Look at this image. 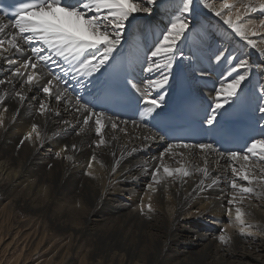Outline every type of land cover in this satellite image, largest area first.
Listing matches in <instances>:
<instances>
[{
	"label": "bare ground",
	"instance_id": "obj_1",
	"mask_svg": "<svg viewBox=\"0 0 264 264\" xmlns=\"http://www.w3.org/2000/svg\"><path fill=\"white\" fill-rule=\"evenodd\" d=\"M209 2L218 7L223 0ZM230 2H235L239 7L246 0ZM177 4L178 0H163L151 15L138 16L128 27L115 59L120 52H128V64L135 82L157 75L143 72L142 67L146 66V56L150 54L160 29L168 23ZM261 18L264 17L252 15V19L257 22ZM189 19L193 21V32L198 35L189 33L188 40L180 45L184 56L181 58L177 54L173 68L175 78L170 79L169 86L160 93L165 96L161 109L143 119L141 116L130 120L120 119L108 114L117 119L121 127L127 128V134L113 132L110 127L106 130L107 139L113 135L118 139L97 149L98 159L103 161L104 167L94 162L93 176L87 175V163L92 151L89 144L96 138L94 133L81 137L74 132L53 136L61 127L62 119H71V110L64 111V106L60 105V117H43L35 111V102L29 101L21 106L20 114L13 120L18 104L8 99L9 111L3 113L6 127L0 128V208L9 210L7 215L15 217L18 224H29L30 236L34 238L38 234L45 236L47 231L60 236V250H69L68 261L71 264L80 260L87 264H264V234L254 237L240 235L238 224L233 222L230 225L226 201L217 200L221 192L231 191L227 180L232 176V162L221 157L218 151L208 154L207 159L211 173L225 178L219 186L193 193L200 179L199 174L183 178L186 182L179 178L175 181L170 179L153 195V211L147 215L141 214L139 209L142 199L145 204L148 202L145 186L150 176L140 168L125 172L133 164L140 165L144 161L154 163L152 158L158 157L172 143L161 140V136L147 122L167 107L174 86L182 74L189 76L191 89L209 105V98L214 96L213 89L227 67L215 61L214 54L218 49L227 48L229 53L240 58L247 55L253 65L261 63L262 58L257 50L247 47L219 17L204 8L203 0H197ZM10 22L0 16V24L7 25ZM256 39L258 47L264 48V39ZM105 69L87 82V88L84 89L73 91L74 82L69 78L70 95H81L82 91L94 92ZM6 71V66L0 69V79L5 78ZM13 88L19 90V85L15 82L13 85H2L0 92ZM243 89H250L256 100L261 134L264 132V114L258 108L264 106L261 98L264 95V71L254 67ZM34 94L35 90L28 93L29 96ZM51 106L56 108L54 100ZM125 121L126 125L123 123ZM132 121H137L138 126L133 125ZM33 122L41 125L46 139L42 144L25 141L20 145ZM144 136H155L156 140L149 142L148 147L140 148ZM73 143L80 150H69L65 155L74 156V160L55 155L65 144L70 146ZM125 144L128 146L127 154L117 173L112 174L110 169L114 159L111 153L116 152L119 156L120 148ZM133 147L138 149L135 153L130 151ZM175 151L184 152L193 165L203 164V153L198 148H177ZM177 159L178 156L168 157L166 162L177 167ZM255 162L239 161L236 166L244 164L247 170V165ZM110 181L114 183L110 184ZM238 182L247 185V182ZM243 208L248 213L246 220L254 225L253 231H264V198L246 200ZM197 210L199 215L195 214ZM24 217H28L29 221ZM32 220L36 221L35 227H30ZM207 220L211 225L205 223ZM225 227L232 236V242L227 247L217 239L220 230ZM100 244L106 246L101 249ZM137 244H140V248L144 246L142 250H145V257H137Z\"/></svg>",
	"mask_w": 264,
	"mask_h": 264
},
{
	"label": "snow or ice",
	"instance_id": "obj_2",
	"mask_svg": "<svg viewBox=\"0 0 264 264\" xmlns=\"http://www.w3.org/2000/svg\"><path fill=\"white\" fill-rule=\"evenodd\" d=\"M162 2L163 0H17L14 19L7 25L0 24V61H3L0 69L5 66L8 69L4 73L5 78L0 79V86L13 85L15 82L19 85V90L13 88L0 92V108L3 109L0 112V128L6 127L3 113L9 111V98L18 104L12 116L13 120L20 114L21 106L29 101L35 102V111L43 117H60V105H63L64 111H72V117L62 119L61 127L53 136L74 132L76 136L81 137L94 133L96 138L89 144L92 151L87 163V175L93 176L94 162L104 167L103 161L98 159L97 149L106 147L118 139L115 135L107 139L106 130L110 127L113 132L127 134V128L121 127L117 119L108 115L105 99L99 91L90 92L89 99L79 94L70 95L69 78L74 82L73 91L84 89L87 88V82L103 69L112 67L113 72H119L125 88L132 89L142 102L141 119L161 109L165 96L160 93L169 86L170 79L175 78L173 68L177 54L181 58L184 56L180 45L188 40L189 33L198 35L193 32V21L189 19L197 0H178L168 23L160 29L150 54L146 56V66L142 67L145 73L157 74L154 78L135 82L129 79L126 70L113 66L112 61L131 23L138 16L151 15ZM203 7L219 17L235 36L244 41L247 47L256 49L262 58L260 65H253L249 56L240 58L234 53H229L227 48L218 49L214 54L217 64L227 65L213 89L214 96L209 98L208 114L205 116V123L214 126L222 110L226 112V106L231 107L240 99L243 86L254 67L264 71V48L258 47L256 39H264V18L258 22L252 19L253 14L264 17V0H246L239 7L230 0H223L218 7L209 0H203ZM33 90L35 94L29 96L28 93ZM261 98L264 100V95ZM52 100L56 102V108L51 106ZM258 110L264 114V106H259ZM123 123L126 125L127 121ZM132 123L137 125V121ZM260 136L261 138H252L251 142L239 151L219 152L221 157H226L232 162V176L227 180L231 191L221 192L217 200L226 201V214L230 225L233 222L238 224V232L242 236L254 237L264 234V231H253L254 225L246 220L248 213L243 208L246 200L250 201L253 197L264 198V132ZM45 139L41 125L33 122L30 130L21 139L20 145L25 141L42 144ZM154 140L155 136H144L140 148L148 147L149 142ZM192 147L203 153L202 165H193L184 152L175 151L177 148ZM127 149L125 144L121 146L119 156L116 152L111 153L114 162L110 173H117ZM69 150L76 152L80 149L75 143L70 146L65 144L55 155L74 160V156L65 155ZM137 150L133 147L130 151L135 153ZM217 151L212 143H199L194 146L183 142L170 143L158 157L152 158L154 163L144 161L143 164H133L125 169V172H129L133 168H140L150 176V181L145 186L148 202L145 204L143 199L141 200V214L147 215L153 211V195L170 179L175 181L179 178L186 182L183 178L199 174L200 179L193 188V193L219 186L225 178L211 173L207 159L208 154ZM177 156L179 159L176 163L179 166L172 167L166 162V158ZM253 160L256 162L249 163L247 170L244 164L236 166L239 161ZM238 180L247 182V185ZM112 183L114 182L110 181V184ZM195 214L199 215V210ZM217 239L226 247L231 244L232 236L228 234L227 227L220 230Z\"/></svg>",
	"mask_w": 264,
	"mask_h": 264
},
{
	"label": "rangeland",
	"instance_id": "obj_3",
	"mask_svg": "<svg viewBox=\"0 0 264 264\" xmlns=\"http://www.w3.org/2000/svg\"><path fill=\"white\" fill-rule=\"evenodd\" d=\"M8 213L9 210L4 211L2 208H0V264L70 263V260L68 261L69 250H64V252L62 251L63 249L60 250L61 248L59 247V244L62 240L60 236H56L57 234L53 233V231H47L45 236L38 234V236L34 238V236H30L28 230L29 224L26 225L27 223L24 222L18 224L15 217H11V219L9 215H7ZM21 214L23 215L24 213L21 212ZM24 219L28 220V217H24ZM205 223L211 225L208 220ZM30 224V227H35L36 221L32 220ZM105 246V244H100L101 249H103ZM143 248L144 246L142 245L140 248V244L136 245L137 257H140L141 255L145 257V250H142ZM147 249L148 247H146V250ZM141 250L143 252H141ZM76 264L87 263L80 260L77 261Z\"/></svg>",
	"mask_w": 264,
	"mask_h": 264
}]
</instances>
